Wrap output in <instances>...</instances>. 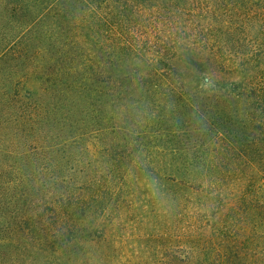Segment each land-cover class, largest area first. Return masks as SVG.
<instances>
[{
	"label": "trees",
	"instance_id": "trees-1",
	"mask_svg": "<svg viewBox=\"0 0 264 264\" xmlns=\"http://www.w3.org/2000/svg\"><path fill=\"white\" fill-rule=\"evenodd\" d=\"M36 62L41 86L5 87L4 121L19 154L62 151L82 179L38 199L32 227L0 216L24 245L49 252L46 233L59 264H102L105 242L125 264L141 209L145 227L173 215L165 264H264V0H0L4 71Z\"/></svg>",
	"mask_w": 264,
	"mask_h": 264
},
{
	"label": "rangeland",
	"instance_id": "rangeland-1",
	"mask_svg": "<svg viewBox=\"0 0 264 264\" xmlns=\"http://www.w3.org/2000/svg\"><path fill=\"white\" fill-rule=\"evenodd\" d=\"M50 46H52V44H50ZM57 48H59L58 45L50 47L53 51ZM53 54L56 58L60 56V53L57 52H53ZM37 65H39V62L33 63V67L30 68V71L27 67L24 68V66H22L18 68L17 65H13L10 67L11 70L14 72L17 70V76L15 73L13 77L7 74L10 73L9 71H4L5 66L3 63H0V97L4 93V88L9 87L11 84L14 85L15 80V82L19 83L21 91H25L27 88L36 89L41 86L39 83L40 80L36 76L37 72H35L37 70L39 71L41 67L39 68ZM28 71L30 72L29 75ZM49 71L50 70H48V72ZM3 72H5L6 75L5 73L3 74ZM25 76L26 79H22ZM2 109L3 107L0 101V216L3 215V218H7L8 211L13 210V213H15L14 221L15 219L19 221L21 217L25 216L26 220L24 221L26 222V226L29 221V226H31L33 216L41 209L37 202L38 199L41 200V204H43L47 198L54 197V200L59 201V198H57L59 195L57 194H60L63 189L62 186H60L61 180L68 181L70 178H77V181L79 178L82 179L81 176H75L69 172L71 171L70 167L78 168L82 166V163H75V161L69 164L53 162V158L59 160L61 157L65 156V153L62 151L54 153V157L51 156V153L47 149L45 150L46 152L40 153L39 151L36 155L31 154L28 150L19 154L18 151L24 149L25 144L22 142L20 135H16L12 128V123L14 121H4ZM73 154H79V152L77 151ZM73 154H71V156L76 158L77 156ZM65 159H67V157ZM36 188L39 189L36 190ZM23 189L30 195V198L27 200H23L22 194L20 193ZM29 195H26V197H29ZM32 199H36L34 204H31ZM160 210L155 214H158ZM161 214L160 212L158 216L152 220L153 224H151L150 227L149 225L145 227L141 222V209H135L132 212L128 223L132 225V228H135L133 232L137 231L141 234L136 236L130 235L131 237L126 242L125 253L129 257L126 259L123 258L125 259V264L133 260L137 263L165 264L168 263L169 259H172L175 253V225L172 220L173 215L170 213L168 218L169 222L167 223V219ZM14 226L8 223V221L0 223V237L6 240L12 237L16 239V241L14 240L16 243H11L9 241L6 242V244L4 243L1 247L3 253L2 257L5 259L4 264H8L7 262L10 261H13L15 264H59L52 254L50 247L52 243H47L44 240L45 237H47L46 233L43 234L42 237L43 243L46 244L42 245H47L50 253L48 251L36 249L37 243H39L36 238L29 240L34 242L32 245H29V242L28 245H24L25 239L22 238L21 233L13 230ZM31 232L32 228H30V233ZM88 235H91V233ZM82 238L86 239V234L83 232ZM8 243H10L9 247ZM121 252L123 253V251ZM89 253V258L93 257V262L98 257L103 261L102 264H116L118 259L116 256H119V251L107 247L105 242L90 249L88 254ZM123 255L125 254L123 253ZM75 256H78L75 262L76 264H91L89 259L82 257L83 254L79 253L75 254Z\"/></svg>",
	"mask_w": 264,
	"mask_h": 264
}]
</instances>
